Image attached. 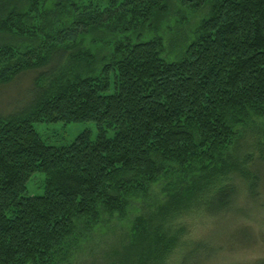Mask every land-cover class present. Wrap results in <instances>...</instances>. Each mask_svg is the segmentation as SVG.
<instances>
[{
    "label": "trees",
    "instance_id": "1",
    "mask_svg": "<svg viewBox=\"0 0 264 264\" xmlns=\"http://www.w3.org/2000/svg\"><path fill=\"white\" fill-rule=\"evenodd\" d=\"M15 1H0V30L37 35L25 24L52 15L50 0H30L25 12L11 6ZM177 1L193 11L211 10L181 50L166 51L162 35L121 42L111 63L86 76L63 73L49 95L37 82L63 66L68 47H53L50 33L28 52L0 45V87L49 67L37 77L27 106L0 115V264H68L84 239L151 193L163 203L155 214L137 218L129 250L133 264L159 262L175 241L164 219L180 214L224 166H236L228 155L240 126L259 124L264 131V0ZM120 7L82 9L70 38L114 21L147 29L162 22L169 0H122ZM73 59L95 61L90 55ZM88 121L97 124V134L86 130L65 146L47 143L36 128ZM249 174L257 194L263 157ZM38 175L40 183L32 184ZM155 187L161 194H153ZM236 197L234 185L217 183L206 209L215 216L228 212ZM250 264H264V258Z\"/></svg>",
    "mask_w": 264,
    "mask_h": 264
},
{
    "label": "rangeland",
    "instance_id": "2",
    "mask_svg": "<svg viewBox=\"0 0 264 264\" xmlns=\"http://www.w3.org/2000/svg\"><path fill=\"white\" fill-rule=\"evenodd\" d=\"M65 1H49L48 5L54 9L52 15L43 17L42 14L40 18L33 20V17H29L31 20L28 19L29 22L25 26L36 29L38 33L35 36H20L17 33L10 34L0 30V45H7L9 48L12 46L15 48L13 53H16V50L28 52L38 41L43 40L44 43L49 33L54 35L51 40L54 42L53 47H68V55L72 57L70 56L57 72L37 82L47 94L55 90L53 85L58 81L60 83L59 79L63 73L73 75L82 72L86 76L94 74L95 69L100 70L104 64L111 63L116 54V47L121 42L158 39L162 35L166 51L175 48L181 50L183 47L179 44L187 42L207 13L211 12L210 7L193 11L177 0H169L168 14L159 24L153 21L147 29L138 31L133 28L127 29L130 27L127 24L120 26L118 21L106 22V26L100 25L82 31L74 41L70 38L68 29L72 22H78V15L82 9L90 7L91 4L92 7L95 5L102 9L113 4L120 7L122 0ZM29 2L30 0H16L11 6L16 7V11L25 12L28 11ZM59 3L66 5L63 6L64 9H60ZM1 12L0 9V14ZM41 19L47 21L42 22ZM79 27L81 31L83 26ZM60 35H63L62 40L57 39ZM89 55L95 59L93 63L75 64L74 57L83 60ZM48 69L49 67L27 71L13 82L1 86L0 115H9L27 106L31 101L30 92L36 88L37 77ZM259 126V124L240 126L242 135L238 145L232 155H228L231 158L229 160L236 166H224L222 175L220 173V177L213 180L208 189L183 208L180 214H171L164 219L162 224L175 241L168 251L161 255L159 262L155 261L152 264H250L264 258V185L259 187L257 194H253L251 190L253 181L249 174L253 161L258 157L264 158V131ZM36 128L47 143L55 146L71 143L86 130L93 136L98 131L97 124L93 121L38 123ZM226 169L229 170L224 171ZM35 178L32 184L40 183V176ZM217 183L234 185L237 197L232 210L220 211L215 216L207 211L206 202L210 198L211 189ZM156 192L160 193L159 187H155L153 194ZM151 196L131 203L126 214H116L109 218L104 228L96 229L92 237L83 240L79 252L68 264H133L135 255L129 250L135 237L133 226L138 222L137 218L140 215L148 217L155 214L157 203L159 205L163 203L155 201Z\"/></svg>",
    "mask_w": 264,
    "mask_h": 264
}]
</instances>
